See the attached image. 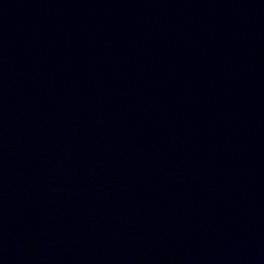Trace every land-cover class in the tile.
Instances as JSON below:
<instances>
[{
    "label": "water",
    "instance_id": "95a60500",
    "mask_svg": "<svg viewBox=\"0 0 264 264\" xmlns=\"http://www.w3.org/2000/svg\"><path fill=\"white\" fill-rule=\"evenodd\" d=\"M0 264H264V0H0Z\"/></svg>",
    "mask_w": 264,
    "mask_h": 264
}]
</instances>
